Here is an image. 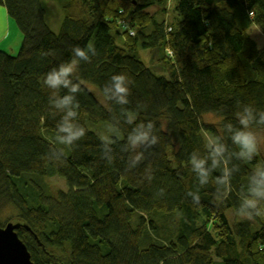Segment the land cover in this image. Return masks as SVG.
Segmentation results:
<instances>
[{
	"label": "trees",
	"instance_id": "1",
	"mask_svg": "<svg viewBox=\"0 0 264 264\" xmlns=\"http://www.w3.org/2000/svg\"><path fill=\"white\" fill-rule=\"evenodd\" d=\"M63 1L54 32L40 0H0L24 35L18 56L0 50V214L13 210L0 227L31 228L17 233L35 264H264V200L244 207L264 155L249 161L232 141L246 108L247 131H264V47L251 34L254 25L264 34V6L178 0L167 21L171 0ZM89 45L72 121L85 136L65 147L56 136L66 110L54 102L68 90L43 81ZM141 48L154 52L153 67ZM116 74L130 81L127 104L106 94ZM210 114L219 123L205 121ZM99 123L107 137L92 129ZM143 132L149 142L133 147L128 136ZM193 154L206 161L207 183ZM55 176L68 185L56 197L45 183Z\"/></svg>",
	"mask_w": 264,
	"mask_h": 264
},
{
	"label": "clouds",
	"instance_id": "2",
	"mask_svg": "<svg viewBox=\"0 0 264 264\" xmlns=\"http://www.w3.org/2000/svg\"><path fill=\"white\" fill-rule=\"evenodd\" d=\"M89 52L95 54L96 49L89 45L87 49L76 46L72 49L73 58L66 62L60 64L58 67L53 68L49 71L43 81L44 85L51 90H61L67 89V94L62 95L58 100L54 102V107L65 111L62 117V123L57 127V141L65 146L71 147L77 141L81 140L85 136V128L76 126L72 123L73 120L78 116V112L75 109L80 108V104L77 100L76 94L82 91V83L79 77H75V74L79 68L80 62H91L88 55ZM74 77L77 82H73ZM130 81L124 74H116L111 77V89L106 90L111 91V96L109 99H116L120 104H127L129 102V96L131 95ZM50 103H52L50 101ZM74 106V107H73ZM245 115L241 116L239 123L242 125L243 130H238L232 136V141L237 146H239L242 151L240 156L252 160L254 156L258 154V140L255 133L247 131L252 119L251 109H245ZM261 123H264V113H261ZM151 128V124L149 125ZM128 140L133 147L140 146L142 144L149 142V134L147 132L133 134L128 136ZM156 141L153 140L152 143ZM221 154V146H218L213 152V166H216V157ZM193 170L201 178V183H207V176L209 175V170L205 167L206 161L197 159L195 154H193L190 161ZM228 173L225 171V179H227ZM218 182H224L220 180ZM251 183L254 185L250 188V193L252 198L246 199L244 202V207L248 209H255L257 207L259 200H264V170H258L256 174L251 178ZM240 215L245 219L252 217V213L240 212ZM257 216L260 215L259 212L256 213Z\"/></svg>",
	"mask_w": 264,
	"mask_h": 264
},
{
	"label": "rangeland",
	"instance_id": "3",
	"mask_svg": "<svg viewBox=\"0 0 264 264\" xmlns=\"http://www.w3.org/2000/svg\"><path fill=\"white\" fill-rule=\"evenodd\" d=\"M40 3H41L42 8H43V13H44L45 21H46L47 25L54 32L58 31L60 23L63 19L62 7L65 5L66 2L63 0H40ZM177 4H178V0H171V1H167L165 3L164 7L168 9L167 16L165 17V19L167 21H172L173 18L177 16L176 12H175V8H176ZM261 4H264V1L263 2H262V0H256L255 1V6H260ZM151 8H152L151 11H153V10H155V8H157V5L154 4L153 6H151ZM153 12H155V11H153ZM162 13H160L161 15L160 14L158 15V18H160V16H162ZM41 14H42V12L39 10V13H37V21H38V18H41ZM9 21H10V24H9V30H8L7 36L0 40V50L2 52H8V54H11L13 56H18L20 54V50H21V47H22L23 42H24V35H23V33L18 34V35L15 34L16 28L19 29L15 19L9 17ZM34 26H36L35 22H34ZM19 31L21 32L20 29H19ZM251 34H252V37L258 43L259 47H264V34L260 30V28L254 25L251 29ZM116 38H117V42H118V40L120 42V40L122 39V37H120V36H116ZM153 53L154 52L152 50H145L142 48L138 50V54L140 56V59L149 68L151 66L153 67L155 65L154 62L156 61V58H154L155 61H154V59H152ZM204 120L208 121V122L219 123L220 118L214 114H212V115L210 114V115H207V117H205ZM92 129L95 130L98 134L101 133V135L104 137H107L109 132H110V128L105 123H99V124L95 125ZM254 133L257 136L258 147H259L260 151L262 152V154L264 155V131L254 132ZM48 138L50 140H54V138L52 136H48ZM45 183L47 184L51 193L55 197H56L58 191H61V190L67 191L68 190V185H67L66 180L64 178H61L58 176L47 178L45 180ZM12 215H13L12 208L7 207L0 214V222H1V220H5Z\"/></svg>",
	"mask_w": 264,
	"mask_h": 264
},
{
	"label": "water",
	"instance_id": "4",
	"mask_svg": "<svg viewBox=\"0 0 264 264\" xmlns=\"http://www.w3.org/2000/svg\"><path fill=\"white\" fill-rule=\"evenodd\" d=\"M20 227L32 234L31 228L21 223L8 222L0 227V264H35L26 245L18 236L17 229Z\"/></svg>",
	"mask_w": 264,
	"mask_h": 264
},
{
	"label": "crops",
	"instance_id": "5",
	"mask_svg": "<svg viewBox=\"0 0 264 264\" xmlns=\"http://www.w3.org/2000/svg\"><path fill=\"white\" fill-rule=\"evenodd\" d=\"M255 1L256 0H241L247 10L252 9L255 6ZM260 6L262 7L263 4ZM9 24V15L6 10L2 9L0 12V40L7 36Z\"/></svg>",
	"mask_w": 264,
	"mask_h": 264
},
{
	"label": "built area",
	"instance_id": "6",
	"mask_svg": "<svg viewBox=\"0 0 264 264\" xmlns=\"http://www.w3.org/2000/svg\"><path fill=\"white\" fill-rule=\"evenodd\" d=\"M124 28H127V25L125 23H122ZM132 35H134V32H131ZM167 54H169L170 56H173V52L171 50H167Z\"/></svg>",
	"mask_w": 264,
	"mask_h": 264
},
{
	"label": "bare ground",
	"instance_id": "7",
	"mask_svg": "<svg viewBox=\"0 0 264 264\" xmlns=\"http://www.w3.org/2000/svg\"><path fill=\"white\" fill-rule=\"evenodd\" d=\"M154 1H155V3H157L158 1H161V0H154ZM2 9L6 10V8L1 7V8H0V12H1Z\"/></svg>",
	"mask_w": 264,
	"mask_h": 264
}]
</instances>
